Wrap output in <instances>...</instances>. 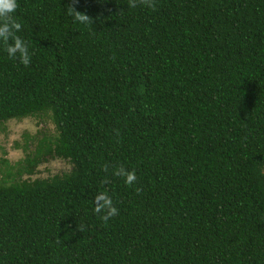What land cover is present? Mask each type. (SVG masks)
<instances>
[{
	"label": "trees",
	"instance_id": "obj_1",
	"mask_svg": "<svg viewBox=\"0 0 264 264\" xmlns=\"http://www.w3.org/2000/svg\"><path fill=\"white\" fill-rule=\"evenodd\" d=\"M68 3L18 0L29 66L0 45V125L54 124L0 179V264H264V0Z\"/></svg>",
	"mask_w": 264,
	"mask_h": 264
},
{
	"label": "clouds",
	"instance_id": "obj_2",
	"mask_svg": "<svg viewBox=\"0 0 264 264\" xmlns=\"http://www.w3.org/2000/svg\"><path fill=\"white\" fill-rule=\"evenodd\" d=\"M78 0H69L66 14L71 16L75 22L81 25H90L93 18L86 12L77 9ZM129 8L148 7L155 8V0H128ZM19 8L18 0H0V45L8 54L10 59H18L24 66H29L32 59L29 43L17 33L22 30V24L15 18ZM108 171V165H104ZM113 175L121 177L128 186H134L138 180L135 169L128 170L120 166L113 171ZM141 191L140 188L136 189ZM94 212L100 217L105 225L109 220L118 215L119 209L114 205L112 197L107 191L99 192L94 197ZM82 231L83 227L77 225Z\"/></svg>",
	"mask_w": 264,
	"mask_h": 264
},
{
	"label": "rangeland",
	"instance_id": "obj_3",
	"mask_svg": "<svg viewBox=\"0 0 264 264\" xmlns=\"http://www.w3.org/2000/svg\"><path fill=\"white\" fill-rule=\"evenodd\" d=\"M54 133V124L47 117L38 119L26 117L24 119H10L0 125V179L5 177L7 169L15 172L22 164L28 153L36 147V141H31L38 130ZM38 134L36 137H39ZM26 145V147H25ZM70 163L62 158L53 157L40 161L31 178H47L53 175H61L70 170ZM23 177L28 174L23 171Z\"/></svg>",
	"mask_w": 264,
	"mask_h": 264
}]
</instances>
